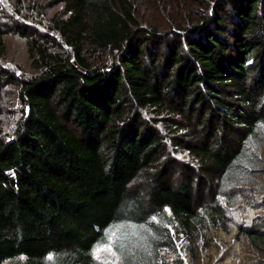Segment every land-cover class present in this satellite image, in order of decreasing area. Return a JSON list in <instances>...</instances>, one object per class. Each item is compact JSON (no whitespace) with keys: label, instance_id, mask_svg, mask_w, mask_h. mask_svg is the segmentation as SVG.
<instances>
[{"label":"trees","instance_id":"trees-1","mask_svg":"<svg viewBox=\"0 0 264 264\" xmlns=\"http://www.w3.org/2000/svg\"><path fill=\"white\" fill-rule=\"evenodd\" d=\"M47 3L63 6V45L17 20L0 28V52L21 35L41 71L20 81L0 66V116L5 85L19 83L22 105L0 138V264L192 262L229 233L235 187L254 196L264 175V0H216L167 33L142 26L129 0ZM105 53L114 61L96 66ZM117 226L116 260L97 258ZM235 227L264 251V217Z\"/></svg>","mask_w":264,"mask_h":264},{"label":"rangeland","instance_id":"rangeland-1","mask_svg":"<svg viewBox=\"0 0 264 264\" xmlns=\"http://www.w3.org/2000/svg\"><path fill=\"white\" fill-rule=\"evenodd\" d=\"M136 19L142 26L151 25L157 27L160 33L168 32L174 28V22L182 27L189 24L199 23L201 16H206L212 11L216 0H129ZM43 7L42 10L37 7ZM33 7V8H32ZM64 18L66 16L63 6L48 7L47 0H0V28H8L11 32V24L17 20L21 24L27 25L33 31L37 30L40 34L49 35L51 39L56 40L63 45L59 34L53 31V18ZM198 19V20H197ZM201 19V20H200ZM196 20V21H195ZM3 48L0 52V66L15 75L22 81L31 76L39 75V67L32 62L31 55L27 51L26 41L21 35L15 33H6L3 37ZM66 51V47H63ZM58 50V49H56ZM57 52V51H56ZM60 53V51H58ZM114 54L105 53L97 55L95 59L96 66L101 67L102 63L109 65L114 61ZM20 85L12 83L5 85L2 89L0 138L10 139L16 128V124L22 118V105L19 98ZM179 157H186L183 152H176ZM259 155L264 164V148L259 151ZM262 185H264V175L257 178L255 183L254 196L249 197L252 185H238L235 190L238 192L240 201L233 211H229V219L232 226L228 234L219 232L212 236L211 247H202L197 252L196 258L191 260L184 257L186 264H251L252 260L256 262L264 261V251L262 253L252 252L251 248L243 241L237 239L235 234L236 225H239L243 219L262 216L264 217V208L261 206L263 196ZM257 188V189H256ZM246 200L250 204L246 203ZM245 206V207H244ZM235 225V226H234ZM182 256L183 253H180ZM99 259L116 260L111 249L103 247V250L95 253Z\"/></svg>","mask_w":264,"mask_h":264},{"label":"snow or ice","instance_id":"snow-or-ice-1","mask_svg":"<svg viewBox=\"0 0 264 264\" xmlns=\"http://www.w3.org/2000/svg\"><path fill=\"white\" fill-rule=\"evenodd\" d=\"M120 227H122V226H117V228L115 230H112V229L109 230L108 240L106 241V243H105L104 246H97V249L95 250L96 253H98L99 251L103 250V247H107L109 250L111 249L112 243L116 242V240L118 239L117 233L119 232V228ZM141 230L142 231H146L145 229H143V226H141ZM132 236L138 237V240L136 242L138 246H140V241L141 240L147 239V237H145V236H140L139 232L136 231L135 228H134V230L132 232ZM119 239L120 240H127V239H129L128 233H123L119 237Z\"/></svg>","mask_w":264,"mask_h":264}]
</instances>
